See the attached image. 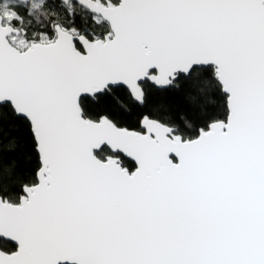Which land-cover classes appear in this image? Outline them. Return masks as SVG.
Segmentation results:
<instances>
[{"label":"snow or ice","instance_id":"6c2138e0","mask_svg":"<svg viewBox=\"0 0 264 264\" xmlns=\"http://www.w3.org/2000/svg\"><path fill=\"white\" fill-rule=\"evenodd\" d=\"M0 264H264V0H0Z\"/></svg>","mask_w":264,"mask_h":264}]
</instances>
